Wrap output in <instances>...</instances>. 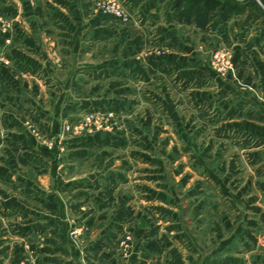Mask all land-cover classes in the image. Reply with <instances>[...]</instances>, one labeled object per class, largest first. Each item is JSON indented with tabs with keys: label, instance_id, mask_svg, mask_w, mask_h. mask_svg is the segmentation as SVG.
Returning a JSON list of instances; mask_svg holds the SVG:
<instances>
[{
	"label": "crops",
	"instance_id": "1",
	"mask_svg": "<svg viewBox=\"0 0 264 264\" xmlns=\"http://www.w3.org/2000/svg\"><path fill=\"white\" fill-rule=\"evenodd\" d=\"M121 1L128 24L90 16L93 0H0L14 29L0 33L11 62L0 71V263L122 264L129 233L125 264H264V0L261 10L231 0L240 10L219 7L204 28L177 0ZM156 46L165 55L142 57ZM218 46L232 53L226 80L209 67ZM138 92L165 122L151 125L140 106L130 135L145 151L127 158L116 133L59 154L24 126L50 136L85 112H133ZM73 222L89 227L85 263L69 242Z\"/></svg>",
	"mask_w": 264,
	"mask_h": 264
},
{
	"label": "rangeland",
	"instance_id": "2",
	"mask_svg": "<svg viewBox=\"0 0 264 264\" xmlns=\"http://www.w3.org/2000/svg\"><path fill=\"white\" fill-rule=\"evenodd\" d=\"M90 12H91V9H90ZM90 12H89V15L91 16L92 13H90ZM5 19L8 22H10L11 31H9L8 34H4V35H3V33L1 31H0V33L3 36H11V34H12L13 30H14L13 29V21L8 19V18H5ZM8 39H6V40H8ZM6 40H5V42H6ZM8 42H9V40H8ZM8 42H6V43H8ZM218 47H216V49ZM149 49H150V47H149ZM214 51L210 54V56L208 58V62H209V67H210L211 71L216 74V72L211 67L212 55H213ZM0 57H2L8 63L7 65L1 63L0 64V71L2 70L3 67H7L8 68V67L11 66V62L8 59L3 57L2 55H0ZM145 58H148V57H145ZM232 64H233V62H232ZM216 75L221 80H226L227 78L233 77L235 75V68H234V72L233 73L231 72L224 79L221 78L218 74H216ZM145 96H147V95H145ZM142 98H143V94L141 95V93L138 92L137 93V99H138L139 102H138V104L135 107L136 110H134L137 113V115H136V113L134 111L133 112L132 111H119V112H116V111L110 110V111H112L115 114V116H114L113 121L110 122L109 124H107L109 126V129L107 128L106 124H103L102 127L99 128V129L84 128L83 132H80L81 134L79 133L77 135H73L74 128L71 129V127H73L75 125H78V123L81 121L83 116L86 113H89V112H85L83 114H80L79 116H77L73 120L61 121V123L59 124L56 132L53 135H50V136H47L46 134L42 133V131L39 129V127L31 119H26L24 121V126H25L26 130L30 133V135L32 137H35L39 141L40 145H42L43 148H45V144L51 143L52 144V149L51 150H47L46 148L45 149L48 152H53V153H55V151H57L59 154L63 153L62 146L65 143L69 142V141H79V140L82 141L87 136H90V135L96 134V133H101V134H104V135L105 134H114V133H116V135L121 136L123 141H124V145L122 147H120L119 149H117L116 151H117V153H120L125 158H127L128 155L134 150H144L145 151V149H144V147H145L144 140H141L137 135H134V136L130 135V126L131 127H139L140 121L137 119V117H138V115H140V112H141V109H140V111L138 109L140 106L146 107L148 109V111L150 112V114H151V125L161 124V123L165 122L164 121V115H162L160 109L155 106V103L152 102V99H149V100L147 99L148 102L145 103V102H141V101H144ZM95 111H101V110H95ZM90 112H92V111H90ZM28 125L32 126L36 130V132L38 134L37 136H33L31 134V132H30V130L28 128ZM67 126L70 127V130H68V131L66 130L67 131L66 132L64 130V128H66ZM146 151L149 152L148 149ZM148 154H153V153L149 152ZM226 155H228V156L231 155L232 157H234L235 156V151L232 150V148H231V150H228ZM250 171H252L250 167L249 168H245L243 170L244 176L247 177L248 175H250ZM256 176H257V174H256ZM203 184L205 185V190H209L210 187L208 185V182L207 181L205 183L203 182ZM212 192H213V195H216V193H217V190H216V188H214V186L212 187ZM217 201H218V199H217ZM262 201L263 202L260 203V208L264 209V199ZM82 226L85 227V232L83 233V235L80 237L79 240H77L76 242H73L70 239L69 231H68V238H69L70 244L79 253V255H78L79 261L81 263H85V261L87 259V254H86L85 250L83 249V246H84L83 242H84L85 237L87 236V233H89V227L86 224H83ZM259 226L262 229L260 231L259 235H260V237L262 239H264V222L261 221L259 223ZM260 248H261V250H263L264 246L260 245ZM246 263L247 264H252L251 259L248 258L246 260Z\"/></svg>",
	"mask_w": 264,
	"mask_h": 264
},
{
	"label": "built area",
	"instance_id": "3",
	"mask_svg": "<svg viewBox=\"0 0 264 264\" xmlns=\"http://www.w3.org/2000/svg\"><path fill=\"white\" fill-rule=\"evenodd\" d=\"M91 13L93 16H100L104 19H113L118 21L121 24H128L131 20L130 13L128 9L125 7L121 0H93L91 4ZM0 31L4 34H8L11 31L10 22H8L4 17L0 16ZM8 42V40H6ZM167 52V48L163 46L150 47V49H146L142 52V57L149 56H163ZM232 53L230 49L226 46H219L212 55L211 67L221 78H226L231 72H234V66L232 64ZM7 65V61H5L2 57H0V64ZM115 114L110 110H101V111H92L86 113L78 125H75L73 135H77L80 132H83L84 128H94L99 129L103 124H106L109 129L110 122L113 121ZM112 125V124H111ZM28 128L33 136H37L36 130L28 125ZM64 130H70V127L64 128ZM82 130V131H81ZM66 131V132H67ZM81 134V133H80ZM45 148L47 150L52 149V144H45ZM85 232L84 226H76L74 222L71 224L69 230L70 239L73 242H76L80 239V237ZM132 236L129 233L122 235L118 239V247H119V255L120 259L125 264L131 250L132 245ZM0 264H8V263H0ZM115 264V263H109ZM117 264V263H116Z\"/></svg>",
	"mask_w": 264,
	"mask_h": 264
},
{
	"label": "trees",
	"instance_id": "4",
	"mask_svg": "<svg viewBox=\"0 0 264 264\" xmlns=\"http://www.w3.org/2000/svg\"><path fill=\"white\" fill-rule=\"evenodd\" d=\"M181 4V16H187L188 19L194 21V24L199 28H204L207 24V15L209 12L216 10L217 8L227 7L232 10V12L237 13L240 7L237 6L231 0H225L220 2L219 0H177ZM251 6L256 9L261 10L255 0L251 1Z\"/></svg>",
	"mask_w": 264,
	"mask_h": 264
}]
</instances>
